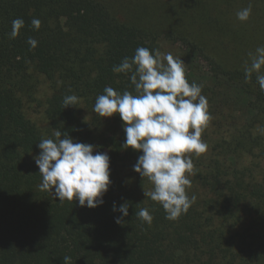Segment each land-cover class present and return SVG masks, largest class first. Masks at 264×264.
Returning a JSON list of instances; mask_svg holds the SVG:
<instances>
[{
	"label": "trees",
	"instance_id": "16d2710c",
	"mask_svg": "<svg viewBox=\"0 0 264 264\" xmlns=\"http://www.w3.org/2000/svg\"><path fill=\"white\" fill-rule=\"evenodd\" d=\"M17 18L25 27L12 39ZM258 46L264 0H0V264H63L65 256L71 264H264V91L255 73L244 74ZM138 47L182 59L209 104L207 151L186 154L194 164L186 193L196 200L175 220L145 196L153 186L133 170L142 153L122 147L119 115L93 110L105 87L135 94L113 66ZM73 94L78 103L65 108ZM55 129L110 156L102 205L60 203L40 190L38 143ZM141 208L151 223L135 216Z\"/></svg>",
	"mask_w": 264,
	"mask_h": 264
},
{
	"label": "clouds",
	"instance_id": "9594fccd",
	"mask_svg": "<svg viewBox=\"0 0 264 264\" xmlns=\"http://www.w3.org/2000/svg\"><path fill=\"white\" fill-rule=\"evenodd\" d=\"M251 12L250 5L236 15L244 22ZM31 24L37 30L41 27L38 18H33ZM24 27L23 19L13 20L10 38H17ZM27 43L35 48L38 42L29 37ZM248 55L251 63L245 64V79L251 81L255 73L264 91V46H258L255 53ZM113 71L129 74L135 94L129 91L120 94L112 87H105L93 110L104 118L119 115L126 134L122 147L142 153L133 170L153 186L144 190L145 196L162 205L167 219L175 220L186 214L196 200L194 195L189 197L186 193V188L191 186L188 177L194 174L193 160L186 154L199 156L208 147L201 138L211 118L202 85L188 82L182 59L146 47H138L133 57L124 58L113 66ZM78 99L74 94L68 95L63 104L65 108L75 106ZM53 137L42 138L38 143L41 152L35 163L42 177L40 190L51 191L60 203L74 201L91 209L102 205L112 183L110 156L91 144L73 140L67 132L62 134L55 129ZM113 211H117L115 204ZM118 211L127 217L129 204L120 205ZM135 216L148 223L153 219L146 208L135 211ZM116 223L121 224L122 219L118 217ZM63 264H71V258L65 256Z\"/></svg>",
	"mask_w": 264,
	"mask_h": 264
},
{
	"label": "rangeland",
	"instance_id": "374dc122",
	"mask_svg": "<svg viewBox=\"0 0 264 264\" xmlns=\"http://www.w3.org/2000/svg\"><path fill=\"white\" fill-rule=\"evenodd\" d=\"M172 49H176V48H180V49H178V51H182V49H181V47L180 46H177V47H171Z\"/></svg>",
	"mask_w": 264,
	"mask_h": 264
}]
</instances>
